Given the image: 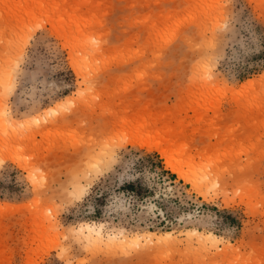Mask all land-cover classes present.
Instances as JSON below:
<instances>
[{
    "label": "rangeland",
    "instance_id": "374dc122",
    "mask_svg": "<svg viewBox=\"0 0 264 264\" xmlns=\"http://www.w3.org/2000/svg\"><path fill=\"white\" fill-rule=\"evenodd\" d=\"M39 1L0 0V264H264V0Z\"/></svg>",
    "mask_w": 264,
    "mask_h": 264
},
{
    "label": "bare ground",
    "instance_id": "6f19581e",
    "mask_svg": "<svg viewBox=\"0 0 264 264\" xmlns=\"http://www.w3.org/2000/svg\"><path fill=\"white\" fill-rule=\"evenodd\" d=\"M47 5L46 0H40L39 3L35 7H31L29 10L33 13L36 12L37 9L44 8ZM257 79H252L247 81L244 84V87L252 86L256 83ZM65 104H58L57 106L53 107L51 110H58L59 108L64 107ZM41 119V118H40ZM38 119V120H40ZM13 133L12 135H15ZM145 146V145H143ZM11 159V158H10ZM15 161L14 159H12ZM166 166L172 170L173 173L177 174L179 178H183L182 170L172 162V160L168 159L166 162ZM85 187L82 185L76 188L78 192L79 198H83L85 193ZM78 235L81 236L82 240L89 243L90 246H102L105 249L110 251H116L117 253H123L125 249L128 247L138 246L141 244H167L169 239L173 235L172 233H168L167 237H160L157 234H149V235H137V236H129L125 233H111L105 234L103 225H91V224H84L81 225L78 229ZM209 237H216L215 234L209 233ZM157 242H154V241ZM121 253V254H122ZM119 254V255H121Z\"/></svg>",
    "mask_w": 264,
    "mask_h": 264
},
{
    "label": "trees",
    "instance_id": "16d2710c",
    "mask_svg": "<svg viewBox=\"0 0 264 264\" xmlns=\"http://www.w3.org/2000/svg\"><path fill=\"white\" fill-rule=\"evenodd\" d=\"M168 173V172H167ZM171 179L173 180H175L176 179V177L174 176V175H171ZM127 187H128V189H130L131 191H134V189H135V184L134 183H129V184H127L126 185ZM139 194H141V192H138Z\"/></svg>",
    "mask_w": 264,
    "mask_h": 264
}]
</instances>
